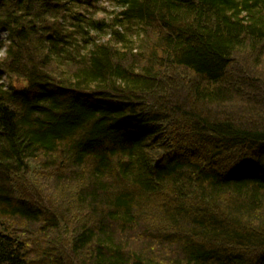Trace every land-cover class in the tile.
Returning <instances> with one entry per match:
<instances>
[{
	"label": "trees",
	"instance_id": "obj_1",
	"mask_svg": "<svg viewBox=\"0 0 264 264\" xmlns=\"http://www.w3.org/2000/svg\"><path fill=\"white\" fill-rule=\"evenodd\" d=\"M0 264H264V0H0Z\"/></svg>",
	"mask_w": 264,
	"mask_h": 264
}]
</instances>
